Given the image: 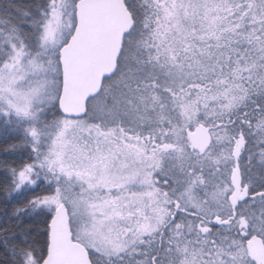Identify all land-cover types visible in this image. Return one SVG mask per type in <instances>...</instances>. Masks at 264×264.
<instances>
[{"label": "snow or ice", "instance_id": "snow-or-ice-1", "mask_svg": "<svg viewBox=\"0 0 264 264\" xmlns=\"http://www.w3.org/2000/svg\"><path fill=\"white\" fill-rule=\"evenodd\" d=\"M0 264H264V0H0Z\"/></svg>", "mask_w": 264, "mask_h": 264}]
</instances>
